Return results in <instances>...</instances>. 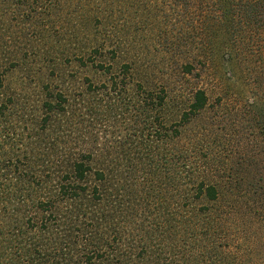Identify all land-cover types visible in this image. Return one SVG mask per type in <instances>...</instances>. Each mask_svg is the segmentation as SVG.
Listing matches in <instances>:
<instances>
[{"label": "rangeland", "instance_id": "obj_1", "mask_svg": "<svg viewBox=\"0 0 264 264\" xmlns=\"http://www.w3.org/2000/svg\"><path fill=\"white\" fill-rule=\"evenodd\" d=\"M249 34L214 40L206 30V0H0V56L18 94L34 100L38 93L61 91L99 100L102 108L90 119L76 118L79 127L69 130V142L111 156L126 179L125 234L135 249L143 247V264H264V228L230 210L221 214L226 202L246 201L243 191L253 188L258 168L251 138L242 135L247 125H232L235 98L249 99L254 86L263 89L256 66L264 40ZM112 76L167 94L165 113L177 125L179 103L207 89L212 105L180 130L198 141V151L190 152L195 171L206 160L227 190L221 207L207 199L177 202L178 177L151 162L153 151L143 144L151 137L140 135L127 98L120 104L104 92ZM221 95L229 99L225 109L215 107Z\"/></svg>", "mask_w": 264, "mask_h": 264}, {"label": "trees", "instance_id": "obj_2", "mask_svg": "<svg viewBox=\"0 0 264 264\" xmlns=\"http://www.w3.org/2000/svg\"><path fill=\"white\" fill-rule=\"evenodd\" d=\"M206 30L215 34L214 40L217 35V40H245L242 37L248 32V38L264 40V0H206ZM261 54L256 79L262 92L254 86L249 99L238 96L231 103L236 117L233 127L238 129L240 121L246 124L242 135L251 138L256 150L255 181L252 189L243 191L245 202H226L228 210L221 213L230 210L249 218L255 229L264 228V193H260L264 188V43ZM4 60L5 55L0 56V264H143V247L137 244L135 249L134 239L125 234L121 205L126 179L111 156L69 142V130L79 127L74 126L76 118L90 119L102 108L99 100L83 93L74 98L61 91L25 99L9 84L11 68L5 67ZM123 67L129 71L127 65ZM118 79L112 76L104 92L118 103L125 104L127 98L130 113H136L142 125L140 135L151 137L148 143L143 141L153 151L151 162L158 163L160 172L168 169L178 177L177 202L207 199L221 207L227 190L211 174L206 160L203 170L195 171L194 163L198 164L190 152L198 151V141L180 130L212 105L207 89L206 93L197 89L179 103L184 107L177 125L169 123L165 113L170 102L167 94L142 84L124 85ZM228 101L221 95L215 107L225 109ZM259 211L263 214L257 220ZM156 226L157 231L162 227ZM215 229L216 225H208V230Z\"/></svg>", "mask_w": 264, "mask_h": 264}]
</instances>
